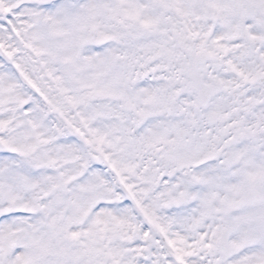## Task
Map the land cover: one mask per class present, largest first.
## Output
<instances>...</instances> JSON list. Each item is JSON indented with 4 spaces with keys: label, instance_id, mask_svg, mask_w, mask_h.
<instances>
[{
    "label": "snow or ice",
    "instance_id": "snow-or-ice-1",
    "mask_svg": "<svg viewBox=\"0 0 264 264\" xmlns=\"http://www.w3.org/2000/svg\"><path fill=\"white\" fill-rule=\"evenodd\" d=\"M0 264H264V0H0Z\"/></svg>",
    "mask_w": 264,
    "mask_h": 264
}]
</instances>
